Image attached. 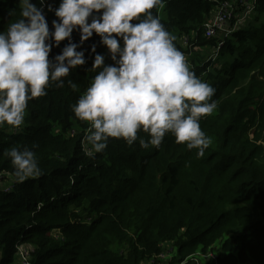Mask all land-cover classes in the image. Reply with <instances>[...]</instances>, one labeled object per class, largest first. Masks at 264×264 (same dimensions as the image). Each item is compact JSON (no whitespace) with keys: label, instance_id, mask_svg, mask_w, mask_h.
I'll return each instance as SVG.
<instances>
[{"label":"trees","instance_id":"obj_1","mask_svg":"<svg viewBox=\"0 0 264 264\" xmlns=\"http://www.w3.org/2000/svg\"><path fill=\"white\" fill-rule=\"evenodd\" d=\"M215 5L164 0L159 17L176 38L197 32L195 46L211 47L216 38L207 37L202 24ZM45 11L54 30L58 18ZM19 18L18 0H0V31ZM79 40L74 31L73 42ZM67 43L54 46L50 58ZM92 44L113 63L94 34L78 48L86 64L70 72L64 87L29 101L21 128L0 127V179L11 184L8 190L0 185V264H15L16 246L24 242L35 246L32 264H160L161 258L148 261L167 241L178 248L170 264H198L192 256L209 250L215 256L200 257V264H264V144L256 143L264 141V0L256 1L214 59L191 51L189 67L215 87L218 105L200 121L212 138L203 157L171 134L159 149L111 138L104 152L85 155L87 122L70 106L95 75L89 70ZM12 147L34 151L43 175L17 182L4 155Z\"/></svg>","mask_w":264,"mask_h":264},{"label":"clouds","instance_id":"obj_2","mask_svg":"<svg viewBox=\"0 0 264 264\" xmlns=\"http://www.w3.org/2000/svg\"><path fill=\"white\" fill-rule=\"evenodd\" d=\"M40 5L18 0V20L0 31V127L24 125L29 101L48 95L52 86L62 88L70 72L86 64L85 50H78L95 35L100 37L113 63L95 53V73L71 111L87 122L82 141L86 156L94 158L108 147L111 138L128 146L136 142L145 150L159 149L166 135L176 144L203 157L212 138L200 121L213 115L216 89L191 70L185 53L154 14L164 0H60L54 11V30ZM16 9L9 12L13 16ZM80 34L73 42V32ZM67 40L59 54L50 58L53 47ZM73 91L77 83L68 79ZM147 134V139L140 135ZM264 144V141H256ZM17 182L43 175L34 151L25 147L5 150Z\"/></svg>","mask_w":264,"mask_h":264},{"label":"built area","instance_id":"obj_3","mask_svg":"<svg viewBox=\"0 0 264 264\" xmlns=\"http://www.w3.org/2000/svg\"><path fill=\"white\" fill-rule=\"evenodd\" d=\"M50 0H45L44 2V12L47 7V2ZM216 2L215 8L212 9L205 21L202 24L204 33L209 38H216V44L213 46L215 48L216 54L211 57L214 59L221 47L224 45L225 38L229 36L238 25L237 22L242 24L246 17L252 13L255 9L257 0H213ZM241 5L244 7V14H239L235 10L238 6ZM234 20V23L231 22ZM239 24V25H240ZM229 29L227 30V27ZM197 36V32H193L192 34H183L177 38L176 44L177 47L185 53L187 62L189 66H192V62L190 58L191 51L196 49L194 44L195 38ZM0 185L4 187L5 190L10 189L11 184L4 182L0 179ZM35 251V246L28 243H19L16 246L15 251V264H32V256ZM178 254V248L174 241H167L163 243V249L161 252L151 258L148 262H155V258H161L163 262L160 264H170L173 263L174 257L176 258ZM215 253L211 250L204 252L199 251L197 254L192 256L193 260H195L198 264H200V257H214ZM1 258V255H0ZM184 261H181L180 264H184ZM176 264V263H175Z\"/></svg>","mask_w":264,"mask_h":264},{"label":"rangeland","instance_id":"obj_4","mask_svg":"<svg viewBox=\"0 0 264 264\" xmlns=\"http://www.w3.org/2000/svg\"><path fill=\"white\" fill-rule=\"evenodd\" d=\"M235 11L237 13H242V14L245 13L244 7L241 6V5H239L238 8ZM159 16L162 18V8L159 9ZM233 23H234V20L231 22V24H233ZM239 24H240V22L236 23V25H239ZM244 24H246V23H244ZM228 29H229V26L227 27V30ZM195 51H203L204 53L200 52V55L201 56H206V54H207V59L213 57L216 54L215 48L213 46H211V47H208V46H197ZM191 57H192V55H191ZM191 57L189 59H191ZM26 114H29V112L26 111ZM28 244H30V243H28ZM2 251H3V246H0V255H2ZM251 262H253V261L251 260Z\"/></svg>","mask_w":264,"mask_h":264}]
</instances>
